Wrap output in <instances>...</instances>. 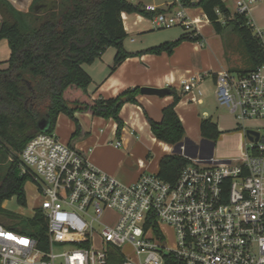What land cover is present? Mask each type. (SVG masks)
Returning a JSON list of instances; mask_svg holds the SVG:
<instances>
[{"label":"built area","instance_id":"obj_1","mask_svg":"<svg viewBox=\"0 0 264 264\" xmlns=\"http://www.w3.org/2000/svg\"><path fill=\"white\" fill-rule=\"evenodd\" d=\"M232 1V14L246 16L264 0ZM195 2L171 0L144 10L152 29L180 27L198 35L201 27L188 12ZM248 25L264 53V29ZM206 78L213 79L217 104L244 132V155L191 157L182 145L179 154L189 164L173 183L146 173L122 183L80 149L40 132L17 159L36 198L29 220L39 213L46 224L45 249L38 238L11 230L15 222L0 223V264H264V62L246 75L220 70L181 80L187 102L200 101L198 86ZM166 228L173 231L172 246ZM56 245L71 248L56 252Z\"/></svg>","mask_w":264,"mask_h":264},{"label":"trees","instance_id":"obj_2","mask_svg":"<svg viewBox=\"0 0 264 264\" xmlns=\"http://www.w3.org/2000/svg\"><path fill=\"white\" fill-rule=\"evenodd\" d=\"M191 7L202 10L217 35L227 30L238 37L249 62V68L239 71V75H246L264 62L260 40L244 14H231L221 0H198ZM122 13L152 17L143 5L129 0H32L27 12L16 11L6 0H0V40L7 41L10 51L6 68L0 69V214L6 212L2 204L12 197L18 205L26 204L27 179L19 174L17 154L40 133L39 121L48 120L47 132L52 133L57 117L63 114L74 123V138L83 135L74 115L85 113L114 121L119 137L123 127L120 110L124 104H137L139 87L125 89L113 98L92 100L88 92L91 79L82 65H91L113 48L109 68L113 73L129 57L123 48L126 34ZM183 41L202 42L203 38L186 32L145 53L171 54ZM169 89L173 100L162 109L160 121L146 119L157 141L178 148L184 139L183 126L174 111L180 96ZM199 134L214 144L220 133L217 125L206 118L199 123ZM186 144L192 145L190 141ZM188 164V159L175 151L161 158L156 175L173 183ZM9 228L38 238L39 247L45 249L46 224L39 213L28 225Z\"/></svg>","mask_w":264,"mask_h":264},{"label":"crops","instance_id":"obj_3","mask_svg":"<svg viewBox=\"0 0 264 264\" xmlns=\"http://www.w3.org/2000/svg\"><path fill=\"white\" fill-rule=\"evenodd\" d=\"M6 1L13 9L19 12H27L32 2V0ZM129 1L133 4H141L143 6L149 4L157 7H163L166 3L170 2H156V0L155 2L146 0ZM134 1L136 3H134ZM221 1L228 9L226 5L228 0ZM230 1L233 4V1ZM188 12L195 20H199L198 17L204 15L199 8H193ZM193 12H195V14ZM233 12L230 13L232 14ZM121 18L126 34V38L123 41V48L126 53L129 54V57H127L113 73L109 72L115 54L113 48H108L101 58L94 61L91 65H82L83 70L91 79V84L88 87L90 98L92 100L109 99L116 97L125 89L134 87H152L158 89L168 87L174 89L180 96V100L175 106L174 111L181 121L184 130L183 141H185L182 142V146L189 141L186 138L187 130L193 129L196 127L197 123L201 121V119H198L188 122V115L185 111L189 110V106H198L202 104L203 99L197 96L200 100L199 102H195L194 104L187 102L185 98L186 95L181 91L180 81L193 76H199L206 72L205 69H210L205 66L204 68L202 67V63L198 56L201 53V48L204 47V39L202 42L183 41L174 48L171 54L165 52L159 55L145 53L146 50L165 42L174 41L183 34L175 37L162 38L157 44H153L149 39H145L149 33L155 30L152 29L147 18L138 14L125 13L121 14ZM199 26L201 27L200 36L202 37V29L211 25L209 22L205 24L199 22ZM214 34L217 35L216 33ZM9 55L10 51L7 41L0 40V69L6 68V61ZM212 72L216 73L214 71ZM172 79L174 82L171 83ZM204 81L198 86L201 95H203L202 86ZM209 82L213 86L212 78L209 79ZM136 100L137 104H124L120 110L119 118L123 123V127L118 138L115 134L117 125L114 121L111 119L104 120L102 118L93 117L85 113L74 115L81 126L83 132L82 136L72 137L74 123L63 114L57 117L53 134L57 137L56 131L64 128L65 133H68L71 138L66 144L73 145L80 149L94 167L115 177L122 183H130L137 179L142 173L156 174L161 158L175 152V147L159 142L153 137L146 117L154 122H159L162 109L170 105L173 99L171 95L163 98L140 95ZM202 115L206 116L207 113L203 112ZM218 131L223 139L232 135V133L224 132L219 128ZM234 134L237 135V137L240 136L239 131ZM198 135L199 138L202 139L199 134V124ZM58 139L60 140V138ZM116 141L121 143L119 148L114 147ZM201 147L204 151V153L201 154L208 155L211 154L214 144L202 139ZM158 148L160 149L159 152L157 151L154 155L149 154L150 150L153 151ZM244 148L245 142L241 141L237 144L236 151L244 152ZM191 157H194V155Z\"/></svg>","mask_w":264,"mask_h":264},{"label":"rangeland","instance_id":"obj_4","mask_svg":"<svg viewBox=\"0 0 264 264\" xmlns=\"http://www.w3.org/2000/svg\"><path fill=\"white\" fill-rule=\"evenodd\" d=\"M154 1L155 0H146ZM171 0H156V2H166ZM134 3H136L134 1ZM227 7L230 12L234 11V6L230 0L226 2ZM195 14V12H193ZM197 13V12H196ZM246 20L250 21L254 29H264V1L255 3L251 6L250 11L246 15ZM186 31L180 27H172L168 29L154 30V32L149 33L145 39H149L153 44H157L158 41L162 38L180 36L185 34ZM215 31L211 26H206L202 29L201 35L204 39L203 48H201V53L198 55L199 60L202 63V67L210 68L209 70L205 69V73L208 71L216 72L218 70H227L233 76H237L239 71H243L249 68V62L247 60L245 51L242 45L239 42V39L236 35L228 32L227 30L222 32L221 35H215ZM190 34V33H189ZM191 35H194L193 33ZM200 35V34H198ZM264 42V36H263ZM113 51V50H111ZM203 95H199L203 99L202 104L198 106H189V110H186L187 121L192 122L198 119L210 118L219 129L224 132L232 133L231 136H228L226 139L221 138L219 135L218 139L214 143L212 149V155L218 159H227V158H236L244 155L243 151L237 152V144L239 142H245V136L243 130L240 128L239 123L235 118L224 108L220 107L215 101L213 86L209 82V78H206L203 86ZM194 104V103H192ZM206 112L207 115L203 116L202 113ZM199 122V121H198ZM198 124L193 129L187 130L186 138L193 143L184 144L185 155L195 156L196 154L204 153L202 150L201 144L202 139L198 135ZM244 127H251V123H243ZM54 131V130H53ZM240 132V136L237 137L235 132ZM53 133V132H52ZM57 137L60 138L62 143L69 141L70 135L66 134L64 128L56 131ZM185 141V140H184ZM183 141V142H184ZM159 152L160 149L150 150V155H154L156 152ZM153 174V173H146ZM26 204L25 206H20L17 204L14 197L10 200L5 201L2 204V208L6 211L5 213L0 214V223L3 225H8L9 223H14L19 226L28 225V221L32 215V207L36 205V198L34 196L32 187L29 182L25 183L24 186ZM111 215V214H110ZM113 217V215H111ZM167 235V242L170 246L174 243L173 231L170 228L165 229ZM55 251L61 252L71 248L70 246H60L56 245ZM121 262V259L116 262V264Z\"/></svg>","mask_w":264,"mask_h":264},{"label":"water","instance_id":"obj_5","mask_svg":"<svg viewBox=\"0 0 264 264\" xmlns=\"http://www.w3.org/2000/svg\"><path fill=\"white\" fill-rule=\"evenodd\" d=\"M140 94L143 96H155V97H160L163 98L165 96L170 95V89L168 87L165 88H152V87H140ZM49 127V122L48 120H41L37 123V129L39 132H47ZM254 134L256 136V133L252 131H246V135ZM175 151H178L180 153V146L178 148H175Z\"/></svg>","mask_w":264,"mask_h":264},{"label":"bare ground","instance_id":"obj_6","mask_svg":"<svg viewBox=\"0 0 264 264\" xmlns=\"http://www.w3.org/2000/svg\"><path fill=\"white\" fill-rule=\"evenodd\" d=\"M197 23H199L200 21L198 19L195 20ZM174 82V80H171V83Z\"/></svg>","mask_w":264,"mask_h":264}]
</instances>
